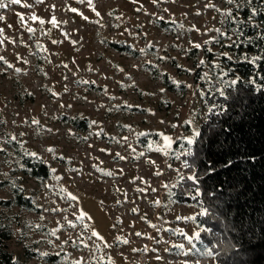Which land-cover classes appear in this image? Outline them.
Here are the masks:
<instances>
[{"label":"rangeland","instance_id":"rangeland-1","mask_svg":"<svg viewBox=\"0 0 264 264\" xmlns=\"http://www.w3.org/2000/svg\"><path fill=\"white\" fill-rule=\"evenodd\" d=\"M93 8L99 16L76 0H21L0 9V56L21 69L0 65V199L11 197L15 183L34 204L30 210L0 205L13 233L8 247L23 264H216L196 239L189 243L199 230L190 218L199 209L174 202L168 192L183 173V143L193 140L203 115L193 72L211 47L205 42L221 31L224 16L216 9L224 6L221 0H93ZM33 14L43 26L29 19ZM27 27L36 30L31 39ZM164 72L186 91H170ZM73 118H86L87 127L73 125ZM29 152L47 164V177L18 171ZM92 231L102 241L89 239ZM78 237L87 248L73 246Z\"/></svg>","mask_w":264,"mask_h":264},{"label":"trees","instance_id":"trees-1","mask_svg":"<svg viewBox=\"0 0 264 264\" xmlns=\"http://www.w3.org/2000/svg\"><path fill=\"white\" fill-rule=\"evenodd\" d=\"M221 2L232 17L224 16L221 31L211 47L203 50L204 65L199 63L193 72L203 115L193 144L183 143L179 155L183 173L168 194L174 202L199 209L194 223L198 231H208H200L195 244L210 252L216 264H264V60L257 67L244 61L245 56L264 57V0H251L248 6L245 0H238L239 9L236 4ZM250 8L259 10L251 18ZM233 17L240 23L234 24ZM159 23L166 24L163 20ZM114 47L138 55L129 44L115 43ZM178 65L176 68L185 69ZM221 73H226L223 82ZM232 79L237 83L229 87ZM162 80L170 91H186L184 83L173 84L166 72ZM217 89L224 91L223 97ZM222 107L226 110L223 114ZM72 124L85 129L87 120L73 118ZM19 163L18 171L23 174L36 178L49 175L40 158L22 154ZM189 175L195 183L187 179ZM11 188V197L1 198V206L34 209L20 184L13 183ZM201 211L206 214L200 215ZM12 238L11 228L0 216V264H23L8 247ZM55 261L51 255L49 262Z\"/></svg>","mask_w":264,"mask_h":264},{"label":"snow or ice","instance_id":"snow-or-ice-1","mask_svg":"<svg viewBox=\"0 0 264 264\" xmlns=\"http://www.w3.org/2000/svg\"><path fill=\"white\" fill-rule=\"evenodd\" d=\"M44 2H45V0H34V3H36V4L44 3ZM76 2H77V3H81V4H83V3H87L88 6H89V8H90L91 10H93L97 16L100 15V13H99L98 11H96V10L93 8V0H76ZM152 2L155 4V3L158 2V0H152ZM225 2L228 3V4H236L237 9H239V8L241 7V4L238 2V0H225ZM250 2H251V0H245V6L250 5ZM7 4L18 5V4H21V0H7ZM7 4L5 3V0H0V9L5 8V7L7 6ZM22 6H23V7H28L29 5L24 4V5H22ZM54 7H55V6H53V8H54ZM216 10H217V11H221V12H222V15L225 16L226 18H227V17H232V12H231L230 10H223V11H222V10H219V9H216ZM70 11L73 12V13H77V9H75V8H70ZM258 11H259L258 9H251V8H250V11H249V16H250V18H251V17H254V16L257 14ZM77 14H80V13H77ZM17 15H18V18H19V19H18V22H22L23 19H24L23 16H21L20 14H17ZM109 15H112V13H109ZM2 19H3V17H0V20H2ZM29 19L32 20L33 22H38V23H40L41 26H43V24L45 23V21H44L43 19L38 18L35 14H33L32 16H30ZM84 19H87V17H84ZM232 20H233V23H234V24H238V23H240V21H239L237 18H235V17H233ZM250 22H251V19H249V23H250ZM48 23H50V24L52 25V27H54V28L57 27V20H56L55 16H52L51 19L48 21ZM26 30H27L28 33L30 34V39H31V38H32V34H34V32H35L36 30L33 29V28H31V27H27ZM41 31H42V34H44L42 29H41ZM216 31H217V32H220L219 29H217ZM241 31H242V29H241ZM220 34H221V35H226L225 33H220ZM65 35H67V34L65 33ZM3 39H4V38H3V29H0V49H2V46H3ZM249 40H250V38H249ZM10 42H11V43H15V41H10ZM52 42H53L54 44L58 43V42L55 41V40L52 41ZM210 42H212V41H206L205 44L210 43ZM237 42L239 43V42H241V41L238 39ZM73 43H75V42H73ZM190 43H191V42H190ZM192 47H194V48H196V49H200L202 46H201L200 44H192ZM37 48L40 49L41 46H40L39 44H37ZM141 51H144V50L142 49ZM222 55H225V56H226L227 54H222ZM227 58L231 59V57H227ZM159 59H160V60H166L167 58H166V57H160ZM17 60H18V61H21V62H23V63H27V60H26L24 57L19 56L18 54H17ZM261 60H264V57H261V56H255V57H252L251 59H249L247 56H245V58H244V61H245V62L252 64L254 67H257V66H258V62L261 61ZM199 63H200V65H204L205 61H204V60H201ZM0 65L6 66L5 70H7V69H13L16 73H20V72H21V69H20V68H15L14 65H13L12 63L8 62V61L6 60V58H4L3 56H0ZM63 66H64V67H67V65H63ZM177 67H180V66L178 65ZM121 71H122V69H121ZM207 75H208V74L205 73V77H204L205 79L207 78ZM224 75H226V73H221V82H223V76H224ZM237 79H238V78H237ZM237 79H232V80L229 82L228 86H229V87L234 86V85L237 83ZM82 83H89V82H88V81H82ZM172 83H173V84H177V86H179V85H178V82L175 81V80H173ZM217 90H218V92H219V95L223 97V96H224V91H223V90H220V89H217ZM261 90H264V89H261ZM104 91L106 92L107 89H104ZM161 91H163V89H162ZM52 94H53V95H56V93H52ZM111 99H115V98L112 97ZM126 106H127V105H126ZM224 111H226V110L223 109V107H222V108H221V114H223ZM0 123H4V122H3V121H0ZM32 123L37 124L38 122L34 120V121H32ZM92 124L95 125L96 122H95V121H92ZM98 134H99V133H98ZM141 135H143V134H141ZM125 139H126V138H125ZM164 139L167 140L168 138H167V137H164ZM15 140H16V137H12L10 140H4V141H2V143L11 144V143H12L13 141H15ZM186 143H187L188 145H192V144H193V140H192V139H188V140L186 141ZM149 147H151V146H149ZM48 151L53 152L54 149H51V148H50V149H48ZM101 151H104V150L102 149ZM3 152H5V149H4L3 147H0V153H3ZM188 154L190 155L191 152L189 151ZM27 155H29V156H33V157L36 156V154H35V153H32V152L27 153ZM117 155H119V154H117ZM120 158H121V159H124V157H120ZM230 164H231V161H229V165H228V166H230ZM185 167H187V164H185ZM103 174H104V175H107V176H111V175H113L111 172H104ZM187 179L190 180V181H193V183L196 182L194 176H192V175H189V176L187 177ZM60 191L63 192L64 189L61 188ZM197 195H198V193H197ZM69 198H70L71 200H75V199H76L75 196H70ZM133 211H135V210H133ZM205 214H206V213H205L204 211H201V212H200V215H205ZM190 219H194V218H190ZM69 226H72V225H71V222H69ZM57 231H59V229H57ZM200 231H208V229H201ZM200 231L195 232V233L193 234V236L189 238V243H191L192 240H195V239H198V238H199V236H200ZM49 235H55V232L49 233ZM140 235H141L140 233H137V236H140ZM93 237H95L97 240H101V241H102V237H100L96 231H92V232H91V236L89 237V239H91V238H93ZM117 240L119 241V238H118V237H117ZM123 242H124V243H127V241H123ZM65 243H67V241H66ZM72 243H73V246H74V247H77V248H79L80 245H81L82 243H83V246H84L85 248L88 247V245H87L86 243L83 242V237H78L77 240H76V241H73ZM104 247H105V248L108 247V245H107L106 242L104 243ZM96 251H99V249L97 248ZM45 255H46V254H45ZM13 264H15V261L13 262ZM75 264H84V262H83V261H76ZM91 264H110V261L105 260V261L101 262V261H99V260H95V259H94V260L91 262Z\"/></svg>","mask_w":264,"mask_h":264}]
</instances>
